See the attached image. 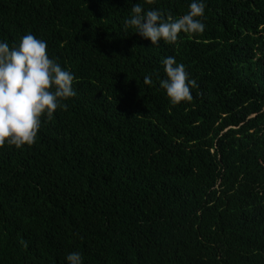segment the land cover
I'll list each match as a JSON object with an SVG mask.
<instances>
[{
	"label": "trees",
	"instance_id": "1",
	"mask_svg": "<svg viewBox=\"0 0 264 264\" xmlns=\"http://www.w3.org/2000/svg\"><path fill=\"white\" fill-rule=\"evenodd\" d=\"M135 2L190 0H0V40H45L76 92L0 147V264H264V0H205L202 33L156 45L122 28Z\"/></svg>",
	"mask_w": 264,
	"mask_h": 264
},
{
	"label": "clouds",
	"instance_id": "2",
	"mask_svg": "<svg viewBox=\"0 0 264 264\" xmlns=\"http://www.w3.org/2000/svg\"><path fill=\"white\" fill-rule=\"evenodd\" d=\"M144 3L153 4L155 0ZM187 7L186 13L173 18L158 8L143 9L139 2L131 3L122 28L135 29L152 45L160 41L175 44L180 33L199 34L205 29V0H190ZM160 63L164 78L159 79V86L170 103L190 101V88L196 83L185 66L173 56ZM143 81L146 85L152 83L148 75ZM73 82V73L49 56L45 40L25 33L11 48L7 41L0 40V147L31 145L41 126V116L51 119L58 107H66L64 101L76 96ZM64 259L67 264H83L78 251L67 253Z\"/></svg>",
	"mask_w": 264,
	"mask_h": 264
}]
</instances>
